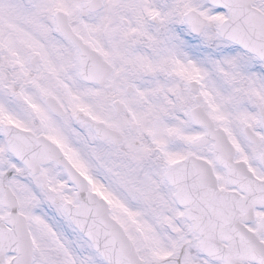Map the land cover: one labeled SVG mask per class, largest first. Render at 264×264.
Instances as JSON below:
<instances>
[{
    "label": "snow or ice",
    "instance_id": "6c2138e0",
    "mask_svg": "<svg viewBox=\"0 0 264 264\" xmlns=\"http://www.w3.org/2000/svg\"><path fill=\"white\" fill-rule=\"evenodd\" d=\"M0 264H264V0H0Z\"/></svg>",
    "mask_w": 264,
    "mask_h": 264
}]
</instances>
